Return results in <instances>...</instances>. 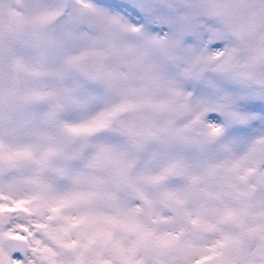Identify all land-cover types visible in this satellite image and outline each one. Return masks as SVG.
Wrapping results in <instances>:
<instances>
[{
	"label": "snow or ice",
	"instance_id": "1",
	"mask_svg": "<svg viewBox=\"0 0 264 264\" xmlns=\"http://www.w3.org/2000/svg\"><path fill=\"white\" fill-rule=\"evenodd\" d=\"M0 264H264V0H0Z\"/></svg>",
	"mask_w": 264,
	"mask_h": 264
}]
</instances>
